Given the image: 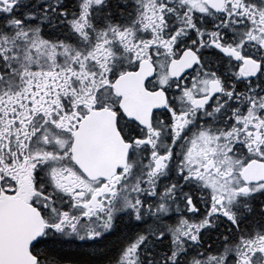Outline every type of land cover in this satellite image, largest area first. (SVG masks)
I'll use <instances>...</instances> for the list:
<instances>
[{
  "label": "snow or ice",
  "instance_id": "6c2138e0",
  "mask_svg": "<svg viewBox=\"0 0 264 264\" xmlns=\"http://www.w3.org/2000/svg\"><path fill=\"white\" fill-rule=\"evenodd\" d=\"M0 264H264V0H0Z\"/></svg>",
  "mask_w": 264,
  "mask_h": 264
}]
</instances>
